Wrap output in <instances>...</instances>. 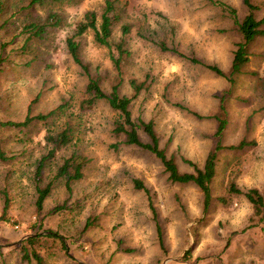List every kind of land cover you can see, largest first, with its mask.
<instances>
[{
    "label": "rangeland",
    "instance_id": "obj_1",
    "mask_svg": "<svg viewBox=\"0 0 264 264\" xmlns=\"http://www.w3.org/2000/svg\"><path fill=\"white\" fill-rule=\"evenodd\" d=\"M119 1L125 8L122 20L132 26L125 36L130 55L121 61L120 91L132 93L131 77L145 80L146 87L131 102L132 114L154 121L161 145L175 155L180 170L191 169L182 157L201 165L216 141L217 120L192 111L214 114L223 97L227 122L220 140L225 146L217 153L210 203L203 210V194L195 184L169 180L154 154L121 142L122 136L112 131L118 114L104 99L82 103L86 78L67 52L65 37L85 10H99L103 0L66 4L60 30L53 40L41 43L25 42L24 13L7 21L6 14L0 15V120H21L38 92L31 114L66 103L64 111L45 121L33 120L25 127L0 125L1 146L10 156L0 159V264H22L11 247L47 229L66 237L71 256L48 238L56 250L47 257L51 264H264V217L252 216L247 198L227 190L231 180L241 188H264V35L250 43L248 60L230 83L188 58L228 69L240 36L232 17L219 5L209 0ZM223 1L236 8L239 18L247 11L242 0ZM251 1L256 18L263 17L264 0ZM120 33L116 28L112 41ZM157 40L176 46L183 55L159 48ZM81 46L83 60L108 91L119 78L109 48L94 43L90 31ZM66 124L72 129L71 139L47 160L43 182L53 178L61 156L75 149L88 161L71 191L63 180L53 179L51 192L37 211L35 165L52 147L45 135ZM242 139L243 146L227 147ZM113 142L119 144L114 148ZM134 177L149 188L163 227V245L147 193L134 186ZM3 189L8 205L2 215ZM88 214L99 216L101 225L82 230Z\"/></svg>",
    "mask_w": 264,
    "mask_h": 264
},
{
    "label": "trees",
    "instance_id": "obj_2",
    "mask_svg": "<svg viewBox=\"0 0 264 264\" xmlns=\"http://www.w3.org/2000/svg\"><path fill=\"white\" fill-rule=\"evenodd\" d=\"M80 0H0V15H5L4 21L11 19L18 13H24L28 20L22 25V30L27 32L25 42L33 39L39 43L42 41H51L53 36L60 30L63 21V11L66 4L76 3ZM219 5L223 10L227 11L232 17L235 28L240 36V40L235 43L232 50L231 61L228 69L225 71L215 63L205 62L197 57H188L190 61L200 63L212 70L214 73L225 77L230 83L234 82L235 76L242 72V68L248 60V48L250 43L256 36L264 35V16L256 18L255 5L251 0H242L247 8L246 13L239 18L236 8L223 1V0H209ZM41 9L40 12L39 10ZM37 10V11H36ZM124 5L119 0H103L99 10L87 9L81 19L75 21L73 31L70 35L65 37V46L67 52L72 57L73 61L78 65L81 73L85 76L84 90L87 97L82 100L83 104L90 105L94 100L104 99L110 108L115 110L118 118L115 119L112 131L122 136L121 142L132 144L141 149L147 150L154 154L163 164L164 169L167 171L169 180L177 183H193L203 194V210H206L211 199L210 182L215 175L216 160L218 150L222 149L225 145L221 143L220 136L225 128L227 118L226 106L223 102V97H220L219 110L214 114L200 115L192 111L198 116L210 117L213 116L217 120L214 136L216 141L213 146L208 150L203 163L198 165L190 158L182 157V160L191 166L190 170H180L175 155L169 154L166 148L161 145L160 137L155 129V124L152 119H144L141 116H133L131 111L132 100L146 87L145 80H138L131 77L129 85L131 86L132 93L126 94L120 91V84L122 81L121 75V61L123 57L130 55V50L126 46V35L131 31V23L123 21ZM118 28L120 36L117 40L112 41L113 34ZM91 32L92 40L99 45H105L109 48L110 58L118 80L110 85L109 90H105L101 84V77L99 74H93L90 66L85 62L81 56V43L84 36ZM139 34L142 35L140 32ZM159 48L163 50H171L178 54L183 55L176 46L168 45L165 40H157ZM38 52H35L34 58L37 57ZM38 92L29 102L26 113L21 120H0V125H10L14 127H25L33 120L45 121L49 116L61 113L65 109L64 102L57 104L54 108L45 113L38 112L35 114L30 113L31 103L36 101L39 97ZM181 108H187L181 103H175ZM71 127L65 125L56 133H48L45 138L52 143L47 153L42 154L35 165L33 177L35 180V207L37 211L43 208L46 197L51 192L54 181L63 180L65 188L71 191V184L73 181L79 180L84 172L88 157L79 150H73L69 155H63L60 161L56 164V169L53 172V178L47 182H43V171L47 160L53 158L57 154L61 146H65L71 139ZM144 135V137L141 136ZM119 142H113L110 145L116 147ZM246 144L245 140H241L237 145L230 144L228 148H235ZM10 156L6 154L1 146L0 141V159L6 160ZM133 184L138 189H143L148 196V205L155 222L156 233L159 242L163 245V227L159 221L158 213L155 205L151 199L149 188L146 187L144 182L134 177ZM227 190L230 194H243L252 205V216L257 218L264 217V188L258 187H239L234 181H230L227 185ZM3 203L2 215L4 214L8 205V196L3 189ZM1 218H3L1 216ZM0 218V219H1ZM101 225L99 216L88 214L83 222L82 230H91L94 227ZM45 232H36L30 234L19 240L11 248L17 250L19 262L22 264H51L48 260L50 254L55 253L54 244L47 242L48 238L58 241L60 249L66 256H70L66 244V237L59 233L57 230L47 229ZM130 248L126 249L129 250ZM3 259V258H2ZM5 264V263H3ZM90 264V263H82Z\"/></svg>",
    "mask_w": 264,
    "mask_h": 264
},
{
    "label": "water",
    "instance_id": "obj_3",
    "mask_svg": "<svg viewBox=\"0 0 264 264\" xmlns=\"http://www.w3.org/2000/svg\"><path fill=\"white\" fill-rule=\"evenodd\" d=\"M33 234H35V233H33Z\"/></svg>",
    "mask_w": 264,
    "mask_h": 264
}]
</instances>
